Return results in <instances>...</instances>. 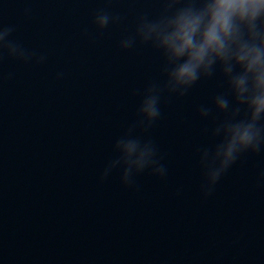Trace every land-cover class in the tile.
<instances>
[{"label": "water", "instance_id": "obj_1", "mask_svg": "<svg viewBox=\"0 0 264 264\" xmlns=\"http://www.w3.org/2000/svg\"><path fill=\"white\" fill-rule=\"evenodd\" d=\"M99 11L123 19L99 29ZM160 11L158 0H0L10 39L47 57L0 60V264H264V150L242 154L207 198L200 191L197 149L223 114L198 108L227 91L218 71L162 96L144 135L165 177L145 171L138 190L119 170L100 180L139 93L164 79L157 50L120 41Z\"/></svg>", "mask_w": 264, "mask_h": 264}, {"label": "clouds", "instance_id": "obj_2", "mask_svg": "<svg viewBox=\"0 0 264 264\" xmlns=\"http://www.w3.org/2000/svg\"><path fill=\"white\" fill-rule=\"evenodd\" d=\"M158 2L159 14L139 16L134 32L120 41V47L131 49L139 42L157 50L163 60L164 79L150 81L139 93L137 119L115 139L114 157L105 165L100 180L119 170L120 182L138 190L135 177L145 171L165 177L168 169L163 156L153 139L144 135L161 117L162 96L183 97L197 81L218 71L227 91L215 94L211 107L198 108L201 118H208L213 107L223 114L218 121L214 118L210 133L214 142L197 149L203 172L200 191L207 198L242 154L264 150V0ZM122 19L99 11L93 22L104 29ZM14 31L13 26L0 24V60L6 54L24 63H44L45 55L10 39ZM62 75L57 73V78ZM259 178L264 180V171Z\"/></svg>", "mask_w": 264, "mask_h": 264}]
</instances>
